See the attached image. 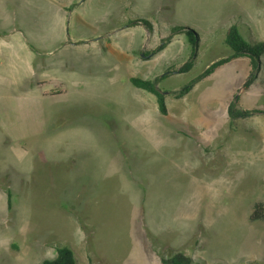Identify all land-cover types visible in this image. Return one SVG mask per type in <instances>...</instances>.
<instances>
[{
  "label": "rangeland",
  "instance_id": "1",
  "mask_svg": "<svg viewBox=\"0 0 264 264\" xmlns=\"http://www.w3.org/2000/svg\"><path fill=\"white\" fill-rule=\"evenodd\" d=\"M70 1L57 0L63 29H21L51 77L38 89L53 94L39 106L0 102V264H42L58 246L76 264H162L179 252L193 264H264V219L249 221L253 205L264 206V53L248 91L252 69L239 58L175 95L230 56L229 26L264 43V0ZM29 7L35 20L58 10L0 0V32L18 28ZM173 27L196 39L186 73L178 70L193 51L189 30L148 54ZM162 76L166 116L129 82ZM235 97L236 109L261 112L231 124Z\"/></svg>",
  "mask_w": 264,
  "mask_h": 264
},
{
  "label": "trees",
  "instance_id": "2",
  "mask_svg": "<svg viewBox=\"0 0 264 264\" xmlns=\"http://www.w3.org/2000/svg\"><path fill=\"white\" fill-rule=\"evenodd\" d=\"M70 11V8L69 10ZM137 23H145L146 26L148 25L145 21H129V26H133ZM149 26V25H148ZM183 30H189L186 27H173L171 35L167 38L161 40L160 45L151 50L148 54H157L161 50H164L169 43L170 39L172 38V34H176ZM190 32V33H188ZM186 32V36L188 38L189 43L192 45L193 51L191 53L190 59L182 66L181 69L178 70L179 73H186L190 69L193 68V54L196 50L197 43L196 39L193 38L191 34L192 31ZM224 44L230 48L231 54L225 58H221L214 63L210 64L208 67L205 68L195 79L189 81L184 87L180 88L175 95L180 98L187 94L192 88H194L201 80L206 78L207 76L211 75L215 70H217L222 65L231 62L235 59L239 58H247L252 71L249 73L248 79H246L245 83L242 86L243 91L251 89V87L256 84V77L253 75L255 71L258 70L259 65L261 64V57L264 53V43L263 42H256L251 41L248 38L246 32H242L237 26H229L226 30L224 35ZM165 76L160 78H156L153 80H142L137 77L129 78V82L133 85V87L150 93L155 96L157 102V109L160 115L166 116L167 115V108H166V100L165 94L157 89L158 83L164 79ZM239 97H235V100L227 107V115L230 123L232 124L237 119H248L254 113H260L259 110H251L248 111L246 109H236V104L238 103ZM264 111V110H263ZM7 203L10 205V198H7ZM260 219H264V206L261 203H255L253 205V211L250 215L249 221L254 222ZM72 249L67 247H56V255L53 259L44 260L42 264H76V258L71 251ZM162 264H193L191 258L187 255L183 254L182 252L174 253L171 255H162L161 257ZM249 264H258L251 262Z\"/></svg>",
  "mask_w": 264,
  "mask_h": 264
},
{
  "label": "crops",
  "instance_id": "3",
  "mask_svg": "<svg viewBox=\"0 0 264 264\" xmlns=\"http://www.w3.org/2000/svg\"><path fill=\"white\" fill-rule=\"evenodd\" d=\"M48 4L54 5L58 10L51 11V18L43 19H32L30 12L32 7H29V15L28 17L22 16L25 20L20 17V23H16L18 28H15L11 32H0V88H3L0 92V102H13L15 100L26 101L28 104H38L42 102V99H45L53 94V92L38 89L40 86L49 83L51 77L45 75L44 69H47V65L41 62V64H37V50L33 45L27 42V38L23 36L21 29H24L25 26H33L28 27V30H31L33 35H37V30L42 29L45 25L46 27L56 26L60 28H64L60 22H55L54 17H56L55 12H63V7L65 5H61L57 2V0H43ZM77 0H71L69 5L71 6ZM68 5V7H69ZM66 8V6H65ZM70 8V7H69ZM67 8V10H69ZM28 10V9H27ZM65 15L67 14L64 12ZM47 23V24H46ZM35 25H42V28L35 27ZM49 25V26H47ZM38 28V29H37ZM45 37H49V35H45ZM44 37V38H45ZM42 39H39V41ZM60 47H78L82 41H61L57 40ZM258 42V41H257ZM56 42L50 44L53 45ZM55 45V46H57ZM53 46V47H55ZM52 47V48H53ZM37 67V68H36ZM39 75V76H37ZM30 82V83H26ZM68 84H71L73 89H76L77 85L75 81H66ZM62 83L59 82V93L65 94V91L62 88ZM82 83V81H80Z\"/></svg>",
  "mask_w": 264,
  "mask_h": 264
}]
</instances>
